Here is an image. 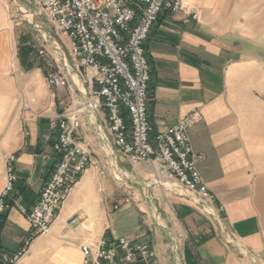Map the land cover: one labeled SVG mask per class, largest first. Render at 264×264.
<instances>
[{
	"label": "crops",
	"instance_id": "crops-1",
	"mask_svg": "<svg viewBox=\"0 0 264 264\" xmlns=\"http://www.w3.org/2000/svg\"><path fill=\"white\" fill-rule=\"evenodd\" d=\"M186 1L199 20L184 23L183 12L162 11L145 41L148 114L155 130L196 114L188 130L193 161L224 207L221 224L182 193L152 197L149 167L102 136V110L83 114L77 130L89 165L49 231L35 236L15 264H82L84 243L119 237L148 244V264H176L177 258L180 264H264V0ZM15 27L10 0H0V190L5 158H16L13 201L0 226L6 254L29 234L19 205L34 202L56 163L59 130L49 117L76 106L86 91L77 80L72 88L49 90L46 70L32 66L31 49L24 40L17 44ZM58 37L61 45L55 41L52 51L70 64V40ZM23 95L32 97L31 110L21 107Z\"/></svg>",
	"mask_w": 264,
	"mask_h": 264
},
{
	"label": "built area",
	"instance_id": "built-area-1",
	"mask_svg": "<svg viewBox=\"0 0 264 264\" xmlns=\"http://www.w3.org/2000/svg\"><path fill=\"white\" fill-rule=\"evenodd\" d=\"M38 5L48 21L69 38L73 57L69 64L63 55H52L40 47L37 54L47 68L46 83L54 88H72L77 80L86 91L76 106L49 117L51 127L59 130L53 143L56 163L34 202L28 207L19 205L29 234L13 253H0V264L17 263L30 241L49 231L57 210L90 163L89 150L77 131L82 116L91 118L102 110L107 134L102 136L111 138L117 152L149 167L151 176L146 185L152 197L164 196L167 191L182 193L221 224L224 207L215 202L193 161L188 130L196 121V114L163 130L154 129L148 114V103L152 101L151 67L145 41L150 29L162 11L183 12L184 23L190 18L199 20L195 6L186 0H38ZM32 103L33 99L22 96L23 109L31 110ZM15 159L14 153L5 158L0 226L13 201ZM74 221L71 218L69 223ZM225 238L232 242L226 232ZM81 253L82 264H135L139 260L148 264L153 257L148 244L131 243L124 237L84 243ZM176 264H180L178 258Z\"/></svg>",
	"mask_w": 264,
	"mask_h": 264
},
{
	"label": "rangeland",
	"instance_id": "rangeland-1",
	"mask_svg": "<svg viewBox=\"0 0 264 264\" xmlns=\"http://www.w3.org/2000/svg\"><path fill=\"white\" fill-rule=\"evenodd\" d=\"M10 14H14L16 21L17 44L19 41H26L27 47L31 49L32 66L45 71L47 69L45 63L37 57L36 51L43 46L53 55L51 46L52 43L55 44V41L61 45V40L58 37L62 34L61 30L48 21L47 16L40 10L38 0H10ZM54 89L49 88L51 91Z\"/></svg>",
	"mask_w": 264,
	"mask_h": 264
}]
</instances>
